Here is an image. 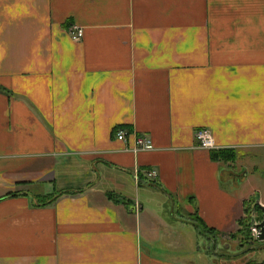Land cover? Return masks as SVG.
<instances>
[{
    "label": "crops",
    "instance_id": "crops-1",
    "mask_svg": "<svg viewBox=\"0 0 264 264\" xmlns=\"http://www.w3.org/2000/svg\"><path fill=\"white\" fill-rule=\"evenodd\" d=\"M251 196L264 205V0H0V264H264L201 249L197 220L219 244Z\"/></svg>",
    "mask_w": 264,
    "mask_h": 264
},
{
    "label": "trees",
    "instance_id": "trees-1",
    "mask_svg": "<svg viewBox=\"0 0 264 264\" xmlns=\"http://www.w3.org/2000/svg\"><path fill=\"white\" fill-rule=\"evenodd\" d=\"M209 155L211 159L213 160H220V161H231L235 160L236 154L235 151L232 148H211L209 149ZM75 191L72 190H61L57 191L56 193L49 194L45 200H42L41 203L47 204V202H51L54 200L57 196H60L62 193H71L74 194ZM244 215L238 218L237 225L238 229L232 233L229 234V237L236 238L239 241V244H250L253 246V244H256L257 242L263 241V239L253 238L250 235L249 226H250V213L254 210V212H260V209L258 207V204L256 203V198L254 196H251V198L248 200H244ZM199 221V222H198ZM197 222L201 225L203 230L208 231V233L214 234L213 228H208L207 224H204L201 220H197ZM217 232H215L216 234ZM253 262V261H251Z\"/></svg>",
    "mask_w": 264,
    "mask_h": 264
},
{
    "label": "built area",
    "instance_id": "built-area-1",
    "mask_svg": "<svg viewBox=\"0 0 264 264\" xmlns=\"http://www.w3.org/2000/svg\"><path fill=\"white\" fill-rule=\"evenodd\" d=\"M67 32L69 33L70 37L75 40H79L82 37L83 34V28L80 25L71 23L68 28ZM115 135L119 139H125L126 132L123 130V128H119L116 130ZM194 137L198 143L199 146L204 147L206 149L215 147L214 138L211 133V130L208 128H204L203 126L196 127L194 129ZM133 149L134 150H140V149H152L151 140L146 135H136L133 136ZM137 171L135 173V176L137 177ZM144 173L146 176H152L155 177L156 171H153L152 169L144 170ZM259 221V217H257L254 213V210L252 211V214L250 216V235L253 238H258L259 234V227L257 226V222Z\"/></svg>",
    "mask_w": 264,
    "mask_h": 264
},
{
    "label": "rangeland",
    "instance_id": "rangeland-1",
    "mask_svg": "<svg viewBox=\"0 0 264 264\" xmlns=\"http://www.w3.org/2000/svg\"><path fill=\"white\" fill-rule=\"evenodd\" d=\"M261 209H260V212H254L255 215L258 217L260 216L261 214ZM252 214V211L250 213V216ZM250 227V226H249ZM201 232H202V235L205 238V246H203V243L201 244V249L203 250V253H209V255H212L214 253H222V254H226L227 252H230V251H235L237 250L238 251H246L248 254L250 255H245L244 257L242 258H238L237 260L235 258H233V260H229L227 259L228 263L231 262V261H234L236 263H240L242 261H245L247 259V256H250V259H253V258H257L256 260H261L262 257L260 258V256H264V242L263 241H260V242H257L256 244H253L250 245V244H239V241L238 239L236 238H232V237H229V236H226L224 238V240H222L219 244H215L214 243V235L211 234V233H208V231L206 230H203L201 229ZM255 252V253H253ZM261 252V253H259ZM262 254V255H261ZM255 261V259H254Z\"/></svg>",
    "mask_w": 264,
    "mask_h": 264
},
{
    "label": "water",
    "instance_id": "water-1",
    "mask_svg": "<svg viewBox=\"0 0 264 264\" xmlns=\"http://www.w3.org/2000/svg\"><path fill=\"white\" fill-rule=\"evenodd\" d=\"M256 203L258 204V207L261 208V214L259 217V221L256 223L257 226L259 227L260 231H259V236L258 239H263L264 240V205L259 202V200L256 199ZM135 208L134 205L131 206V210H133Z\"/></svg>",
    "mask_w": 264,
    "mask_h": 264
}]
</instances>
